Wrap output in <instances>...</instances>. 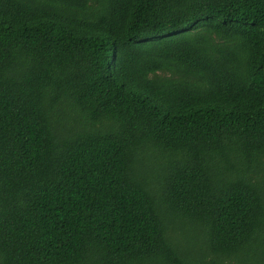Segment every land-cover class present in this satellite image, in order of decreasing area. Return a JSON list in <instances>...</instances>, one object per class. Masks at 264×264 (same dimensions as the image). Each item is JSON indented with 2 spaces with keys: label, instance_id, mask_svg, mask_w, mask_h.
Segmentation results:
<instances>
[{
  "label": "trees",
  "instance_id": "obj_1",
  "mask_svg": "<svg viewBox=\"0 0 264 264\" xmlns=\"http://www.w3.org/2000/svg\"><path fill=\"white\" fill-rule=\"evenodd\" d=\"M0 264H264V0H0Z\"/></svg>",
  "mask_w": 264,
  "mask_h": 264
},
{
  "label": "rangeland",
  "instance_id": "obj_2",
  "mask_svg": "<svg viewBox=\"0 0 264 264\" xmlns=\"http://www.w3.org/2000/svg\"><path fill=\"white\" fill-rule=\"evenodd\" d=\"M192 235V234H191Z\"/></svg>",
  "mask_w": 264,
  "mask_h": 264
}]
</instances>
